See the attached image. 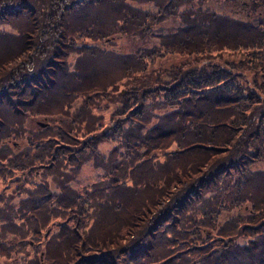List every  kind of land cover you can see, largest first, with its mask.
I'll return each mask as SVG.
<instances>
[{"label": "trees", "instance_id": "16d2710c", "mask_svg": "<svg viewBox=\"0 0 264 264\" xmlns=\"http://www.w3.org/2000/svg\"><path fill=\"white\" fill-rule=\"evenodd\" d=\"M257 159L264 0H0L2 264H264Z\"/></svg>", "mask_w": 264, "mask_h": 264}, {"label": "rangeland", "instance_id": "374dc122", "mask_svg": "<svg viewBox=\"0 0 264 264\" xmlns=\"http://www.w3.org/2000/svg\"><path fill=\"white\" fill-rule=\"evenodd\" d=\"M108 15H109V17H112L113 15L112 14H109L108 13ZM3 30H8V28L7 27H4L3 28ZM84 43V42H83ZM113 44V43H112ZM123 43H121V44H119L118 45V47L116 48V46H114V47H108V46H106V45H104V44H102V43H100V45H95V47H97L98 49H101V50H106V51H112L111 53L113 54V57H114V59H117V60H119V61H121V60H123V58H127L128 57V55H126L127 53H130V52H132V51H130L131 49L130 48H133V46L132 45H122ZM78 45H81L82 46V43H80V44H78ZM88 47H91V46H93L94 44H91L90 42H87V44H86ZM75 46V45H74ZM87 47V48H88ZM169 57H170V55H169ZM171 58V57H170ZM169 58V60H171ZM96 60V58H94L92 61H95ZM168 60V61H169ZM80 62H77V57L76 56H73V54H71V55H69V57H67V64H66V66H68V68H69V70L72 72V71H75L76 73H78L79 74V72H77L78 71V69H77V67H81V65L79 64ZM161 63L163 64V62L161 61ZM86 65H88V64H86ZM96 65H97V63H96ZM92 67H94L93 66V64L91 63V65H90V69L92 68ZM96 67V66H95ZM85 68V64L80 68V69H84ZM89 69V70H90ZM94 72V71H93ZM102 72V71H101ZM83 76V75H82ZM77 80V79H76ZM74 80H71V79H68V82H73ZM77 81H79V80H77ZM39 119H41V118H37V120L41 123V124H45L44 123V120H39ZM38 121H36L35 123H32V125L34 126V128H36V126H38L39 124H38ZM40 126V125H39ZM42 127V126H41ZM44 127V126H43ZM9 145H11L12 147H16V146H18V144H19V141H17V140H12V141H10L9 143H8ZM174 146V145H173ZM172 146V147H173ZM252 170H262V169H264V159L263 160H260V159H257V161L256 162H254L253 163V165H252ZM100 173V172H99ZM86 174H89V173H86ZM23 176V175H22ZM81 177L82 176H84L83 174L82 175H80ZM85 176H89V175H85ZM13 177L14 178H16V177H20V174H19V172L18 173H16L15 175H13ZM95 177L96 176H94L92 179L89 177V178H87L89 181H92V180H94L95 179ZM7 178H9V177H7ZM13 185L14 184H12V186L11 187H13ZM4 188L2 189V192L4 193ZM6 194H7V196H8V193L6 192ZM19 199H20V197H19ZM11 203H13V202H11ZM48 231V230H47ZM48 233H49V231H48ZM45 235H46V232H45ZM48 235V234H47ZM4 241H6V244H8L9 243V241L6 239V240H4ZM6 244L4 243V244H2L1 246H6ZM2 261H5V259L4 258H0V264H2ZM6 264H10V263H6Z\"/></svg>", "mask_w": 264, "mask_h": 264}]
</instances>
